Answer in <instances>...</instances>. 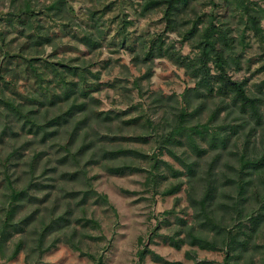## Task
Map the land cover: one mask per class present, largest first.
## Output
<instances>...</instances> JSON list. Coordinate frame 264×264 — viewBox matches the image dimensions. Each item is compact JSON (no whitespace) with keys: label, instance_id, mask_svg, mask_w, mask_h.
Here are the masks:
<instances>
[{"label":"rangeland","instance_id":"1","mask_svg":"<svg viewBox=\"0 0 264 264\" xmlns=\"http://www.w3.org/2000/svg\"><path fill=\"white\" fill-rule=\"evenodd\" d=\"M51 1L25 0V5L35 13V24L50 35L55 33L51 43L36 46L27 39V31L22 34L21 24L14 22L10 26L4 19L6 14L21 10L20 2L0 0V95L24 105L25 110L33 109L40 123H44L66 106L58 109L47 104H30L34 97H41L37 77L44 70L43 63L84 68L88 82L97 84L98 88L84 99L89 119L68 149L65 145L72 124L42 141L40 134H30L27 127L22 129L23 120L6 116L1 105L0 224L10 193L33 183L35 186L28 195L35 199L29 201L26 195L24 205L14 214L13 223L32 214L31 221L22 225L23 230L12 232L2 246L0 243V264H95L97 261L101 264H194L195 261L223 264L222 251L200 250L188 244L175 249L161 239L176 232L183 238L190 228L209 239L214 237L213 232L201 231L198 208L191 201L200 200L209 180L216 186L211 208L222 227L233 230L237 225L250 227L248 219L260 215L263 221L257 225L250 249L239 263L264 264V169L260 173L244 169V173L251 175L240 177L242 163L254 160L264 149V0H198L179 18L175 32L165 31L162 9L143 14L147 0H64L67 15L57 22L38 13ZM247 13L259 16L260 36L250 28ZM198 17L201 21L198 29L210 21L219 28L230 29L229 36L234 42L232 56L237 64H231L228 75L233 80L245 81L248 93L261 99V126L248 114H241L229 99L205 98L204 102L189 98L187 104L183 94L196 86L190 71L169 58L144 61L143 46L158 37L176 53L194 59L199 53L195 48L198 38L184 40L183 37ZM82 33L93 35L99 47H85L72 36ZM45 79L51 80L52 76L48 74ZM45 82L43 86L47 85ZM48 85L55 88L53 82ZM200 101L204 102L203 109L189 120L188 133L197 131L193 127L200 131L206 128L208 132H219L222 127L228 134L229 126L238 127L226 147L218 145L211 150L206 142H198L199 148L206 150L198 156L181 138V146L170 148L178 159L160 150L159 137L173 131L175 116L192 113ZM222 106L228 109L222 110ZM218 108L221 110L214 118ZM100 112H110L112 117L117 113L120 119L100 122L96 120ZM127 121L131 123L125 124ZM5 128H10L13 135ZM135 136H142V141L126 140ZM82 145H88V149L73 158ZM123 149L140 151L146 159L101 158L103 150ZM15 151L18 153L13 154ZM154 159L158 162L156 169ZM159 161L166 162L171 169L167 170ZM180 161L194 164L192 176ZM108 166L140 170L119 176L108 173ZM173 170L181 175L173 177ZM241 181L249 184L244 185L245 201L240 206L241 212L236 213L233 202L238 198L237 184ZM178 184V192L163 194ZM224 204L228 208H223ZM227 209L228 213L224 212ZM59 217L66 221H61L39 241L43 226ZM242 231L249 232L246 227ZM216 240L221 242L217 237ZM19 242L21 247L12 257ZM144 247L162 261L154 262L150 255L140 260Z\"/></svg>","mask_w":264,"mask_h":264},{"label":"trees","instance_id":"2","mask_svg":"<svg viewBox=\"0 0 264 264\" xmlns=\"http://www.w3.org/2000/svg\"><path fill=\"white\" fill-rule=\"evenodd\" d=\"M197 1L198 0H147L142 7V12H144L143 14H146L157 9H162L163 18L165 20V31L175 32L179 24V18L186 15L187 11H189ZM18 2H20V6H23L24 8L22 7L23 9L21 8V10H17V12L6 14L4 17L6 22L10 26H14V22L19 25L21 24L22 34L27 31V39H29V41L36 46L51 43L52 37L55 36V33H51V36L50 34L44 32L42 26L35 24L37 22L34 19L35 13L32 9L25 5V0H13V3ZM38 13L45 18L51 19L53 22L63 21L64 17L67 15L66 2L64 0H52L49 4L44 5ZM247 14L251 25L250 28L256 35L260 36L261 29L259 25V16L257 13ZM200 23L201 21L198 17L195 22H192L191 27L185 32L183 37L184 40H191L195 37L198 38L195 48L199 50V53L194 59H190L187 56H182L179 53H176L169 47L165 46L163 40L158 37L156 39L151 38L147 41L146 45L143 46L144 61L146 62L152 61L153 59L169 58L179 67L189 70L191 77L196 80V86L194 88L187 89L183 94V99L187 102V104L189 98L194 100L203 99L204 102L205 98L217 97L221 100L229 99L231 105L238 108L241 114H248L257 126H261V99L248 93L245 81L233 80L228 75L231 64H237V60H235L232 56L234 42L232 37L229 36L230 29L222 27L219 28L212 21H210L204 28L198 29V25H200ZM72 36L79 44L85 47L90 49H96L99 47L98 40L91 34L82 33L78 35L73 34ZM43 64L44 70L41 71V74L37 77V79L40 80L38 83V90L41 97H34L31 99L30 104H38L39 106L47 104L49 107H57L58 109L62 108V106H66V108L58 115L47 119L44 123H40L36 111L33 109L25 110L24 105L15 104L12 100L5 98L2 94L0 95V107L1 105L3 106V112L6 113V116H12L16 121L23 120L22 129L27 127V131L30 134H40L42 141L56 136L57 133H59L60 128L67 127L68 124H72V128L68 133L69 141L65 145L66 149H68L69 144L75 139L79 131L84 129V126L89 119L87 103L84 99L88 97L90 92L96 90L98 85L88 82L86 75L88 72L84 68L70 67L61 63L48 64L46 62ZM211 66H213L214 71H212ZM48 74L52 76V79L46 81L45 78H47ZM94 78H97V76ZM0 79H2V76H0ZM43 82L47 85L43 86ZM49 82H53L55 88H51L48 85ZM203 101H200V104L198 107L193 109L192 113L181 112L175 116L177 121L173 131L171 130L166 135L159 137L160 150H166L170 155L176 157L170 148L181 146V138H184L185 142H187L189 147L198 156L206 153V150L199 148L198 142H206L211 150L217 148L218 145L222 146V148L226 147L231 137L237 133L238 127L229 126L228 128H230V131L228 134L226 133L225 128L222 127L219 128V132H208L206 128H203V130L200 131L197 127H193L194 129L196 128L197 131L188 133L186 125H189L191 123L189 120L202 111L204 106ZM222 108V110L228 109L223 106ZM220 110L221 108H218L214 112V118L218 115ZM115 118L120 119V115L116 113L114 114V117H112L110 112H100L96 114V120H100V122L104 123H110ZM130 123V121L125 122L127 125ZM48 129L51 130L48 131ZM5 130H9V132L13 135L10 128H5ZM104 138L109 141L115 140L109 137ZM142 138V136H135L128 137L126 140L141 142ZM84 149H88V145H82L81 148L76 151L74 156H71L75 158ZM16 153H18V151H15L13 154ZM128 157L134 159H146L145 154L132 149H123L121 151L103 150L101 154V158L106 161ZM159 162L162 163L167 170L171 169L166 162ZM157 163L158 162L154 159L153 167L155 169L157 168ZM180 163L186 168L189 175L192 176L194 172V164H186L183 161H180ZM244 169H248L252 171V173H260L263 171L264 149L254 160L242 163L240 177L243 174H246L247 176L251 175V173H244ZM139 170L140 169L138 168L129 166L107 167L108 173L119 176ZM72 175L74 176L75 174ZM180 175V172L174 170L172 171L173 177L176 178ZM154 178L156 179V177ZM155 179L153 181H155ZM248 184L249 183L244 184L242 181L237 184L238 198L233 202V209L236 210V213L241 212L240 206L242 202L245 201L244 194L246 190L244 185L247 186ZM34 186L35 185H33V183H29L26 188L18 192L10 193L8 197L7 209L0 224L1 246L6 242L7 237L12 232L23 230L22 225H28L31 221L32 214L22 218V220H19L17 223H13L12 218L18 208L24 205L25 196H29L28 191ZM179 189L180 184L165 190L163 194L172 195L178 192ZM215 192L216 186L213 185L211 180H209V182L205 185L203 195L200 200L196 202L191 199V201L195 204V209L198 208V218L200 220L199 226L201 231L206 234L213 232L214 237L212 239H209L198 232H194L192 228H190L185 237L180 238L179 232H176L172 236H161L162 242L175 249H180L183 245L188 244L190 247H196L200 250L222 251L224 253L223 264H240L239 261L242 259L243 254L248 252L250 249L249 243L254 236L253 234L256 231L257 225L263 220L260 215L250 217L248 219L250 227L242 225V227H246L249 232L242 231L241 225L235 226L234 230L225 229L218 221H216L214 217V210L211 208L212 202L216 199ZM33 199H35L33 196H29L28 198L29 201ZM222 207L228 208V205L224 204ZM227 211L228 209L224 212L228 213ZM61 221H66V219L59 217L58 219H53L45 224L42 228V232L40 233L39 241L44 238L48 231L54 229L56 226H59ZM216 237L221 239V242H219L220 244L216 240ZM20 247L21 242L17 244L12 257L17 255ZM146 255H150L154 262L162 261V258L159 255L144 247L139 254L140 260H143ZM262 260L264 262V255ZM95 264H101V261H97ZM194 264L210 263L206 261H195Z\"/></svg>","mask_w":264,"mask_h":264}]
</instances>
